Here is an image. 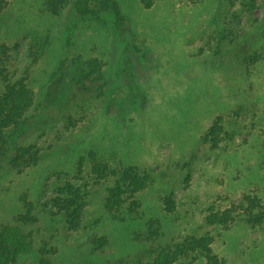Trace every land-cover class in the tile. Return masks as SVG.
<instances>
[{
  "label": "rangeland",
  "instance_id": "1",
  "mask_svg": "<svg viewBox=\"0 0 264 264\" xmlns=\"http://www.w3.org/2000/svg\"><path fill=\"white\" fill-rule=\"evenodd\" d=\"M117 1L122 30L113 15L81 18L75 0L58 13L44 0H6L0 10L9 48L0 95L20 77L34 93L0 155V226L32 241L10 264H151L164 247L206 233L222 264H264V224L239 213L245 193L264 191V0ZM89 59L101 78L72 81ZM22 146L36 163L12 164ZM91 151L111 169L149 176L135 211L130 193L108 206L118 176L95 172ZM68 183L81 196L75 228L60 206ZM224 211L229 218L210 222ZM149 219L161 223L153 238Z\"/></svg>",
  "mask_w": 264,
  "mask_h": 264
},
{
  "label": "trees",
  "instance_id": "2",
  "mask_svg": "<svg viewBox=\"0 0 264 264\" xmlns=\"http://www.w3.org/2000/svg\"><path fill=\"white\" fill-rule=\"evenodd\" d=\"M68 0H44V6L51 13L60 12ZM6 0H0V10L4 7ZM74 6L78 16L88 19H102L106 15H113L116 26L122 30L126 24V17L123 14L117 0H75ZM134 55L138 58L140 52L137 51L141 41L134 34ZM129 44V47L130 45ZM8 46L4 42H0V57L8 51ZM80 63V62H79ZM76 63V69L70 72L69 78L76 83H85L90 80H98L100 76V63L98 59L85 60L82 63ZM64 70V62L60 65L61 73ZM101 87V86H100ZM34 101V93L25 77H20L5 86V91L0 95V155L4 153V146L8 143L10 137L15 135L24 123V115L31 107ZM90 155L93 158V169L100 175L118 176L116 183L110 188V200L108 206H120L125 202L122 198L123 194H128L130 199L139 190L143 189L148 182L147 174L140 175L135 172V167H125L119 170L111 169L103 165L99 158L95 156V152L91 151ZM38 160L37 152H31L28 147H20L17 149L16 156L12 159V164L20 166L25 163L34 164ZM85 162V156L79 158V166ZM80 168V167H79ZM63 190H70L72 196L69 195L64 203H62L61 211L66 215V221L71 227L75 228L79 224L77 217L74 215L80 205L81 196L68 183ZM244 203L240 208V214L245 215L246 219L252 224H264V191L261 194H244ZM167 209L173 210L174 206L170 198H167ZM137 200L133 198L129 205L131 211H135ZM229 212L224 211L221 214L210 216V222L219 220L225 221L224 218H229ZM148 236L153 238L160 234L161 223L158 219H149ZM212 236L209 233L202 235H188L183 240L173 245L164 247L160 250L151 264H193L199 258L206 259L205 264H222L224 261L213 252L211 246ZM106 243V238L99 239V246L102 247ZM32 246V241L29 236L24 234L19 226L4 224L0 226V264H10L15 262L17 257L27 252ZM39 264H52L50 259L41 257Z\"/></svg>",
  "mask_w": 264,
  "mask_h": 264
}]
</instances>
